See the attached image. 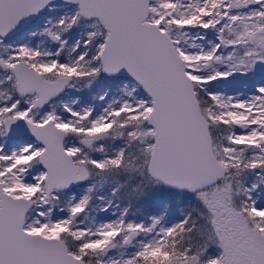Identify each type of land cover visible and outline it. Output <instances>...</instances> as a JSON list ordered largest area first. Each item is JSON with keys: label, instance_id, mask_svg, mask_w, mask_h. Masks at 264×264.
<instances>
[{"label": "snow or ice", "instance_id": "6c2138e0", "mask_svg": "<svg viewBox=\"0 0 264 264\" xmlns=\"http://www.w3.org/2000/svg\"><path fill=\"white\" fill-rule=\"evenodd\" d=\"M0 264H264V0H0Z\"/></svg>", "mask_w": 264, "mask_h": 264}]
</instances>
